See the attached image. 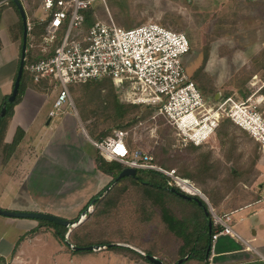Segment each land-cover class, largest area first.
<instances>
[{"label": "rangeland", "instance_id": "374dc122", "mask_svg": "<svg viewBox=\"0 0 264 264\" xmlns=\"http://www.w3.org/2000/svg\"><path fill=\"white\" fill-rule=\"evenodd\" d=\"M22 2L26 9L28 24H30V20L32 25L36 19L41 20L39 18L44 16L41 0H22ZM11 7L15 11L17 10L15 7ZM95 11L99 18L107 20L112 16L117 24L127 29L147 22H158L173 30L185 32L192 42V51L185 56L187 71L194 76L204 65L201 75L204 85L213 90L209 93L210 95L220 93V97L226 94L234 95L237 98L245 97L244 93L247 95L251 93L248 87H253L251 82L264 81V62L262 61L264 58V0L256 2L241 0H105V3L96 0ZM16 12L18 13V11ZM18 15L21 18L20 12ZM206 56L207 61L204 64ZM28 83H31L37 91L51 96L44 99L42 130L118 129L114 127L118 122L110 117V108H105V105L109 106L106 104L107 95L110 93L109 81L72 85L70 89L76 110L65 104L60 109H56V115L53 117L47 116V111L53 108L57 93L55 85L48 82L45 87L40 88L33 82L31 75ZM94 92L98 95H94ZM53 94L55 97L52 96ZM206 98L209 104L216 103L212 96ZM121 100L126 101L124 95ZM146 109V106H140L137 116L144 117L128 126L132 145L136 147L135 149H142L155 156L160 155L161 149L164 150L166 146L170 145L173 149L171 153L180 158V148L187 144L181 143L176 135L179 130H175L171 124L159 117L156 119H153L152 116L151 119L147 118ZM154 112L153 109V114ZM133 116H135L134 113L130 114L124 122L129 121V118H133ZM50 117L52 122L47 124ZM57 124H59L58 129ZM228 130L238 137L237 149H233V144L220 142L221 139L215 137V134L211 136L213 139L210 144L205 143L198 149L199 152L212 150L213 160L216 164L214 170L208 171L204 166H200V159L192 154H185L184 157L188 160L185 161L186 165L181 159L168 162L169 165H172L170 167L163 166L160 162L159 166L168 170H177L178 173L190 171L189 174L194 176V181L200 182L198 185L201 187L204 185L217 205L221 206L225 194L231 193L233 200L227 201V207L234 208L249 202V198L255 196L250 192V188L254 185L256 177L259 176L257 165L261 171L259 180L264 183V152L261 151L260 145L258 146L255 140L242 129L232 125ZM48 137L49 135L45 137V140ZM134 138H138L137 141ZM178 151L180 152L178 153ZM163 154L165 153L163 152ZM255 161L256 164H254ZM188 181L190 182L189 179ZM111 183L104 186V191ZM86 186L88 185L81 186V193H84ZM194 189L198 193L200 192L198 188L194 187ZM259 190L261 191V186H258ZM252 192L254 191L252 190ZM260 194L263 197V202L256 203V198L258 199L257 196H259L256 195L251 201V208L246 209L245 212L264 207V192L261 191ZM204 197L206 198L205 195ZM206 200L211 207L210 201L207 198ZM138 212L132 199L125 198L121 200L119 208L110 214V218L113 219L110 225H121L126 229V232L133 234H136L137 229L144 232V227L137 222ZM104 223L107 222L104 221ZM233 223L232 221L231 224L233 225ZM102 226L100 225L97 230L102 228V234L105 235L106 227ZM153 230L154 226L145 229L144 241L151 239ZM87 231L89 232L86 230L84 233L87 234ZM90 232L93 233L92 236L96 235L94 234L95 230ZM137 237L139 239H135V242L140 244L143 240H140L141 237ZM132 247L140 249L134 245ZM100 253L98 255L97 251L81 252L80 257L78 256L80 262H75V264H108L109 262L110 264H125L121 257L112 260L109 256V260L108 256L102 257L107 252ZM61 263L58 258L53 261V264ZM66 264L69 263L66 262Z\"/></svg>", "mask_w": 264, "mask_h": 264}, {"label": "built area", "instance_id": "2783aa9c", "mask_svg": "<svg viewBox=\"0 0 264 264\" xmlns=\"http://www.w3.org/2000/svg\"><path fill=\"white\" fill-rule=\"evenodd\" d=\"M8 1H0V5ZM95 1L41 0L44 16L40 19L46 22L45 29L41 42L31 41L29 47L52 53L32 63L30 75L35 84L48 81L57 88L49 112L51 117L65 104L76 110L72 85L109 77L123 90L126 101L154 109L153 119L162 117L179 130L176 135L181 142L203 145L215 134L221 121L230 119L247 131L264 152V81L251 82L254 90L245 97L222 95L211 105L187 71L185 56L192 46L184 32L158 22L124 28L112 16L107 20L99 18ZM90 9H94L96 20L85 29V11ZM128 130L117 129L113 136L94 144L109 160L137 171H159L183 192L194 194L179 184L181 177L176 170L157 165L150 152L131 149L127 143ZM261 190L264 192V185ZM210 211L214 223L221 227L213 235V241L220 235H237L231 224L232 212L219 213L212 206Z\"/></svg>", "mask_w": 264, "mask_h": 264}, {"label": "crops", "instance_id": "0c3cea01", "mask_svg": "<svg viewBox=\"0 0 264 264\" xmlns=\"http://www.w3.org/2000/svg\"><path fill=\"white\" fill-rule=\"evenodd\" d=\"M22 44L20 16L12 7H8L0 13V109L12 93ZM52 96L55 97L54 94ZM48 97L51 96L37 91L28 83L22 101L14 107V114L1 125L0 207L46 212L68 220L80 217L79 222L68 228L65 239H60L56 228L41 220L0 215V264H53L56 258L60 259L61 264L80 262L78 256L81 250L86 249H73L67 243V237L75 247H79L70 240L72 232L85 223L94 210L95 202L89 205L91 199L110 183V177L96 169L94 157L98 148L94 144L96 140L87 130H42L44 99ZM51 109L47 111V116ZM51 122L50 117L47 124ZM18 127L24 129L25 136L16 148L10 149ZM47 132L49 137L45 140ZM257 169L260 176L258 165ZM259 176L250 188L251 193L259 195L256 203L263 202L262 190L258 191V186L264 183H261ZM82 185H88L84 187V193L80 190ZM255 196L243 205L228 208L227 201L233 199L231 193L225 194L218 212H232L237 235H220L212 241L211 252L201 263L188 261L187 258L184 264H264V207L245 212L251 208ZM89 206L87 215L83 216ZM32 231L35 233L28 235ZM115 244L132 247L120 242ZM137 250L144 254L142 250ZM90 251H97L98 255L105 251L107 254L103 258L108 256L110 260V256L113 260L121 257L125 264H152L145 260H133L107 247L86 250Z\"/></svg>", "mask_w": 264, "mask_h": 264}, {"label": "trees", "instance_id": "16d2710c", "mask_svg": "<svg viewBox=\"0 0 264 264\" xmlns=\"http://www.w3.org/2000/svg\"><path fill=\"white\" fill-rule=\"evenodd\" d=\"M11 6L15 7V9H17L16 11H18L19 13V10L13 0H9L7 3L1 4L0 13ZM85 16L84 28L87 29L96 20L94 9L86 10ZM20 22L23 32L22 18H20ZM45 25L46 22L38 19H36V22L32 25L30 20L27 42V59L19 93L14 102L8 103L6 115L1 119L0 130L3 121L8 116H12L14 114V107L18 103H20L24 97L31 73V64L49 57L52 53H42L39 49L29 47V43L31 41H37L38 43L41 42L40 36L45 29ZM59 43L60 41H58L55 46ZM206 61L207 56L204 64L206 63ZM262 61L264 62V58L262 59ZM203 69L204 65L197 71L194 76L192 75V78L196 82L197 86L204 96H212V98L214 99L216 94L214 93L213 95H210L209 93H211L213 90L204 85L201 75ZM103 81H109L110 83V93L107 95L106 100V104H109V106L105 105V108H110V117L118 122L114 126L115 128L128 129V126L131 123H134L136 121L138 122L140 118L144 117L137 116L138 110L140 106H142L141 104L121 100L123 90L119 89V87L111 78L103 77L95 80H90L83 84ZM46 84H48V81H42L41 83L37 84V86L42 88L45 87ZM248 87L251 91L254 90L253 87ZM262 92H264V88L262 89ZM94 95L98 94L94 92ZM244 95L247 96L246 93H244ZM146 110L148 112L147 118L149 117V119H151V116L153 115V109L147 107ZM132 113H134L135 116H133V118H129V121L124 122V120ZM159 119L163 118L159 117ZM232 125L238 127L230 119L221 121L216 130L215 137H217L218 139L220 138L222 140H220V142H227L231 145L233 144V149H237L238 144L236 141L238 137L236 134L232 133L231 130H228V128ZM87 131L94 140L104 141L105 139L113 136L116 130H112V128H110V130L87 129ZM242 131L245 130L242 129ZM245 132L253 140H255L247 131ZM24 136V129L18 127L14 136V140L10 145V149L16 148L21 143ZM130 139H132V137L129 133L127 137V143L131 149H135L136 147L132 145ZM137 139L134 138L135 141H137ZM212 139L213 137H211V139H209L206 144H210ZM255 142L259 146V143L256 140ZM200 146H196L193 143H188L185 146L182 145V147L180 148L181 150L179 149L181 151V154H179L181 155L180 158L178 155H174L171 153L173 149H171L170 145L166 146L164 150L161 149L160 155H157L158 158L154 154L152 155L154 156V162L157 165H159L160 162L161 165L170 167L172 165H169L168 162H173L181 159L184 161L183 164L186 165L185 161L188 160L184 157L185 154H192L200 159V166H204V168L208 171L214 170L216 164L213 160L212 150L199 152L198 149ZM180 151H178V153ZM163 152L165 154H163ZM94 159L96 169L110 177V183L126 167L121 162H118L116 160H109L99 149L97 150ZM254 164H256V161L254 162ZM189 172L190 171H183V173H178L176 170L177 175L179 177L181 176V178H184L181 180L188 183L190 186L193 185L194 187L200 189L202 194L205 195L206 198L210 201L213 209L218 212L220 209V204L217 205V202L214 200L213 196L209 195V191H207L204 185L203 187H201V185H198L200 184V182H195L194 176L189 174ZM190 176H192L193 178ZM234 176H237V174H234ZM188 179L190 180V182L188 181ZM172 188H176L178 191H182V189L171 178L163 175L161 172L156 170H138L136 176H126L121 178L110 189L109 192H105L104 189H102L98 195L91 199L89 205L94 200H96L94 210L89 214L85 223L81 224L79 228L72 232L70 240H73L75 242V245L79 247H87L94 244L105 245L107 249L128 256L133 260H145L147 262H150L146 258V255H154L160 257L163 260L164 264H177L179 260L186 257L188 258V261L197 260L199 261V263H201L208 256L209 247L212 246L213 235L218 230H220L221 227L218 224H215L213 220V225L210 232L209 218L213 219V216L211 213L209 216L206 214V208H208L207 203L203 201V204H199L194 200L183 198L176 192H174ZM125 198L132 199L133 204L136 206V210L139 211L137 214L139 220L137 219V222L144 227V232H141L137 229L136 234H133L130 232H126V229L122 228L121 225H110V222L113 220L110 218V214L119 208L121 200H124ZM79 218L80 217H77L74 221L79 220ZM41 221L44 224L55 227L57 230V235L60 239L66 238V234L68 232L67 227L56 225L52 222L44 220ZM104 221H106L107 223H104ZM100 225H103L102 227H106L107 232L105 235L102 234V228L101 230H97ZM149 226H154V230L151 234L152 237L151 239H147L144 241L145 229H147V227ZM86 230H89V232L87 231V234L84 233ZM93 230H95V236L91 235L93 233L90 231ZM34 233L35 231H32L28 235ZM137 236L141 237L140 240H143L140 244L135 242V239H139ZM116 242L137 246L144 252V254L130 246L115 244ZM81 252H86V250H81ZM185 262H183L182 264H184Z\"/></svg>", "mask_w": 264, "mask_h": 264}, {"label": "water", "instance_id": "95a60500", "mask_svg": "<svg viewBox=\"0 0 264 264\" xmlns=\"http://www.w3.org/2000/svg\"><path fill=\"white\" fill-rule=\"evenodd\" d=\"M14 3L16 4L17 8L19 9L21 18L23 20V26H24V31H23V44H22V49H21V60L17 72V76L15 79L14 87L12 90V93L7 97V99L3 102L2 107L0 109V124H1V119L5 117L6 112H7V105L8 103H12L15 101L17 98V95L19 93L20 89V84L23 76V72L25 69V64H26V59H27V42H28V30H29V25H28V19H27V13L24 4L22 3L21 0H13ZM220 97V93H218L215 96V100H218ZM137 174V169L132 168V167H125L120 174L114 179V181L107 187L105 192H108L114 184H116L121 178L126 177V176H136ZM174 192H176L178 195H180L183 198L189 199V200H194L198 202L199 204H203V201H205L208 205V202L206 198L203 195L200 194H188L183 191H178L176 188H172ZM96 202L94 200L90 205L92 206ZM90 206L83 212V216H86L88 211H89ZM211 213L209 205L208 208H206V214L209 216ZM0 215L8 216V217H16V218H31V219H37V220H44L48 222H52L56 225H62L64 227H67L71 229L73 226L77 225L79 220L74 221V220H68L64 219L62 217L56 216L54 214L46 213V212H38V211H16V210H9V209H3L0 207ZM213 225V219L209 218V229L211 232ZM69 235V234H68ZM67 243L69 246H71L73 249L76 250H81V249H86V250H100L102 248H105L106 246L104 245H90L87 247H75L67 237ZM212 246L209 247L208 254L211 252ZM146 258L152 263V264H164L163 260L154 255H146ZM186 258L179 260L177 264H181Z\"/></svg>", "mask_w": 264, "mask_h": 264}, {"label": "bare ground", "instance_id": "6f19581e", "mask_svg": "<svg viewBox=\"0 0 264 264\" xmlns=\"http://www.w3.org/2000/svg\"><path fill=\"white\" fill-rule=\"evenodd\" d=\"M181 179H184V178H181ZM181 179L179 180V184H180V185H182L184 188L188 189V190H187L188 192H192V193H194V194L197 193L192 185L190 186L188 183L184 182V181L181 180ZM198 194L203 195V194L201 193V191H200ZM198 194H197V195H198ZM203 196H204V195H203Z\"/></svg>", "mask_w": 264, "mask_h": 264}, {"label": "flooded vegetation", "instance_id": "af4514ba", "mask_svg": "<svg viewBox=\"0 0 264 264\" xmlns=\"http://www.w3.org/2000/svg\"><path fill=\"white\" fill-rule=\"evenodd\" d=\"M216 133V132H215Z\"/></svg>", "mask_w": 264, "mask_h": 264}]
</instances>
